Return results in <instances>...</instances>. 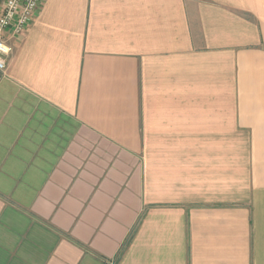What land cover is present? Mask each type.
I'll return each mask as SVG.
<instances>
[{
	"label": "crops",
	"instance_id": "crops-1",
	"mask_svg": "<svg viewBox=\"0 0 264 264\" xmlns=\"http://www.w3.org/2000/svg\"><path fill=\"white\" fill-rule=\"evenodd\" d=\"M11 46L0 264H264V0H43Z\"/></svg>",
	"mask_w": 264,
	"mask_h": 264
},
{
	"label": "built area",
	"instance_id": "built-area-1",
	"mask_svg": "<svg viewBox=\"0 0 264 264\" xmlns=\"http://www.w3.org/2000/svg\"><path fill=\"white\" fill-rule=\"evenodd\" d=\"M43 0H0V72L12 54L11 42L28 28Z\"/></svg>",
	"mask_w": 264,
	"mask_h": 264
},
{
	"label": "trees",
	"instance_id": "trees-1",
	"mask_svg": "<svg viewBox=\"0 0 264 264\" xmlns=\"http://www.w3.org/2000/svg\"><path fill=\"white\" fill-rule=\"evenodd\" d=\"M128 241H129V239H127L126 241H125V244H124V246L128 243Z\"/></svg>",
	"mask_w": 264,
	"mask_h": 264
}]
</instances>
